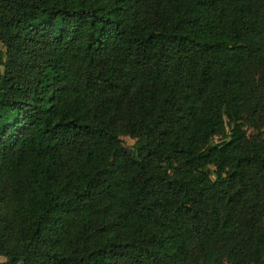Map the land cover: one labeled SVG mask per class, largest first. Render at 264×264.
<instances>
[{"label":"trees","instance_id":"trees-1","mask_svg":"<svg viewBox=\"0 0 264 264\" xmlns=\"http://www.w3.org/2000/svg\"><path fill=\"white\" fill-rule=\"evenodd\" d=\"M0 42V264H264V0H0Z\"/></svg>","mask_w":264,"mask_h":264},{"label":"rangeland","instance_id":"rangeland-1","mask_svg":"<svg viewBox=\"0 0 264 264\" xmlns=\"http://www.w3.org/2000/svg\"><path fill=\"white\" fill-rule=\"evenodd\" d=\"M1 52H5V47H4V45L0 42V53H1ZM122 139H123V143H124V145H125V146H128V147L133 146V144L135 143V140L132 139V138L129 137V136H123ZM5 260H6V258H5L4 256H1V255H0V262L5 261Z\"/></svg>","mask_w":264,"mask_h":264}]
</instances>
